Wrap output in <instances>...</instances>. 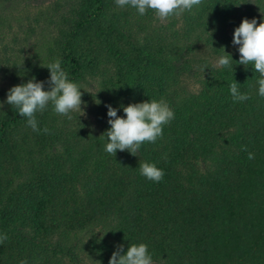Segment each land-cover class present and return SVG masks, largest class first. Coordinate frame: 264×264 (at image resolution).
Wrapping results in <instances>:
<instances>
[{
    "label": "trees",
    "instance_id": "trees-1",
    "mask_svg": "<svg viewBox=\"0 0 264 264\" xmlns=\"http://www.w3.org/2000/svg\"><path fill=\"white\" fill-rule=\"evenodd\" d=\"M71 3L58 34L5 71L16 85L35 77L48 90L43 66L60 59L93 121L49 105L36 113L37 133L0 96V264H83L81 248L91 264H109L118 246L141 242L154 264H264V98L259 73L236 62L226 35L243 18L260 23L264 0H202L178 28L115 0ZM200 44L217 61L229 53L233 68L192 56ZM195 64L199 89L180 91ZM234 81L248 100L233 101ZM160 98L174 111L163 137L136 156L108 154L106 105L124 116L121 105ZM145 161L163 170L160 182L140 174Z\"/></svg>",
    "mask_w": 264,
    "mask_h": 264
},
{
    "label": "clouds",
    "instance_id": "clouds-1",
    "mask_svg": "<svg viewBox=\"0 0 264 264\" xmlns=\"http://www.w3.org/2000/svg\"><path fill=\"white\" fill-rule=\"evenodd\" d=\"M115 3L122 9L135 8L141 16L148 9L154 10L157 17L164 21L173 15L191 12L194 6L202 4V0H115ZM232 43L239 46L240 57L236 62L245 68L252 65L254 71L259 73L256 84L259 96L264 98V20L257 23L255 18H243L234 30ZM232 61V56L227 53L219 57L216 66L233 68ZM43 67L50 71L48 90H45L44 81H37L33 77L26 83L12 86L7 92L6 100L7 104L18 110L20 116L27 119L28 126L37 133L41 132L36 119L37 112L43 113L51 105L56 114L71 119L69 113L80 109L83 103L80 86L69 79L67 72L61 67L60 59L57 58ZM239 85L234 81L229 87L234 102H243L250 98L240 91ZM106 107L110 128L104 132L107 138L105 151L113 156L117 150H127L136 156L143 143H155L161 139L163 126L174 119V111L164 98L121 105L124 116L117 115V109L111 105ZM42 131L45 134L50 133L47 127ZM242 150L247 151V146L243 145ZM248 159H254V153L248 152ZM139 171L146 179L154 182H160L164 177L163 170L155 163L141 162ZM7 239L6 233L0 234V244ZM20 264H27V261L21 260ZM109 264H152V257L145 243H132L126 251L123 245L118 246L112 253Z\"/></svg>",
    "mask_w": 264,
    "mask_h": 264
},
{
    "label": "rangeland",
    "instance_id": "rangeland-1",
    "mask_svg": "<svg viewBox=\"0 0 264 264\" xmlns=\"http://www.w3.org/2000/svg\"><path fill=\"white\" fill-rule=\"evenodd\" d=\"M252 2L253 0H249ZM73 9L71 0H0V96L4 97L8 90L16 85L15 79L5 71V63L10 66L13 60L36 55L37 49L48 37L58 34V23L62 17H69ZM155 22L163 28L174 24L175 28L181 26L182 15H173L161 21L155 11ZM257 14L264 20V9H257ZM61 22V21H60ZM226 28L225 30H227ZM229 38V47L238 48L233 45V34L226 32ZM195 58H209L216 63L217 58L212 52L203 47L202 44L194 51ZM195 64L189 73L180 75L179 90L193 91L199 89L204 77L202 68ZM87 121H93V114L86 103H82L81 108L75 110ZM83 264L89 262L85 249L78 253ZM154 264V263H152Z\"/></svg>",
    "mask_w": 264,
    "mask_h": 264
}]
</instances>
